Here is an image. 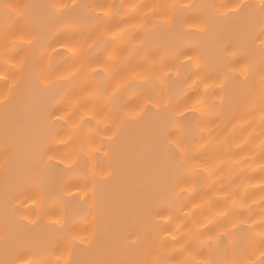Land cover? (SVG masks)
Returning a JSON list of instances; mask_svg holds the SVG:
<instances>
[{
    "label": "snow or ice",
    "instance_id": "obj_1",
    "mask_svg": "<svg viewBox=\"0 0 264 264\" xmlns=\"http://www.w3.org/2000/svg\"><path fill=\"white\" fill-rule=\"evenodd\" d=\"M0 156V264H264V0H0Z\"/></svg>",
    "mask_w": 264,
    "mask_h": 264
},
{
    "label": "bare ground",
    "instance_id": "obj_2",
    "mask_svg": "<svg viewBox=\"0 0 264 264\" xmlns=\"http://www.w3.org/2000/svg\"><path fill=\"white\" fill-rule=\"evenodd\" d=\"M34 3H59V4H71L72 0H32ZM77 2H82V0H77ZM88 2H94V3H113V4H156V3H165V4H177V5H185V4H202V3H215L218 5L221 4H229L234 2V0H88ZM247 3H254L257 4L259 0H245ZM186 18L182 17V19ZM181 48L184 46L181 45ZM55 64L58 66H61L62 68L67 67L71 61L68 60L67 57L61 56V55H55L54 61ZM167 70V69H166ZM172 75L173 80H176V74H175V68H173L172 72L170 73ZM163 75V73H161ZM231 121V122H229ZM251 131V129H247L244 126V122L240 120H231V108L229 105H225V108L223 110V115L221 116V128L219 130V135L221 138L227 137L228 138V144L230 149L233 152H239V146H241L244 141L248 139V133ZM247 152V149L244 150V152H239V156H237V159H239L241 156H244ZM101 155L102 154H99ZM0 160H2V156H0ZM97 166H102L106 164V161L104 160H98ZM91 166V163L89 164ZM224 175L227 179H235L236 183L233 185V188H237L238 192L241 196H243L246 192L252 191L253 189L249 187L248 179L249 176L255 177L253 183H255L259 179V168L257 165L253 164L250 167L246 168L243 175H240V170H236L234 172L229 173L228 169H225ZM73 179L78 180L79 184L77 187L80 189V191H77V187H72L65 191L63 193V197L65 201L68 203L69 212H72L75 208L79 207L80 201L84 194V188L87 184L89 187L91 185V177L90 174L87 171V168H84L82 166H77V168L72 173ZM239 178L237 179V177ZM201 187L203 190L207 191L209 195L213 197V199H217L219 194L212 191L213 182L212 180L205 178H201ZM215 188H219V185H215ZM75 197L73 200L72 198ZM255 199L259 200V195L257 194ZM248 203H252L251 200L248 201ZM222 206V205H221ZM261 208L258 204L253 205L252 215L255 219H259L261 216ZM248 213L245 212V216H247ZM73 224L76 226L78 230H83L85 227H87V222L81 218V217H75L73 219Z\"/></svg>",
    "mask_w": 264,
    "mask_h": 264
}]
</instances>
